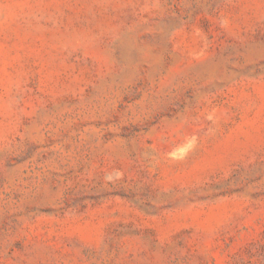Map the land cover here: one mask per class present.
Here are the masks:
<instances>
[{"label":"rangeland","instance_id":"1","mask_svg":"<svg viewBox=\"0 0 264 264\" xmlns=\"http://www.w3.org/2000/svg\"><path fill=\"white\" fill-rule=\"evenodd\" d=\"M0 264H264V0H0Z\"/></svg>","mask_w":264,"mask_h":264}]
</instances>
